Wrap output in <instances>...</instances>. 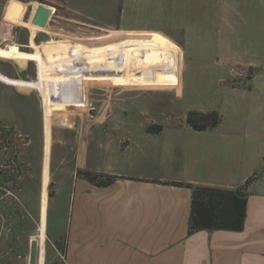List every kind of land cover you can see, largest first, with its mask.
I'll return each instance as SVG.
<instances>
[{
	"label": "crops",
	"instance_id": "crops-1",
	"mask_svg": "<svg viewBox=\"0 0 264 264\" xmlns=\"http://www.w3.org/2000/svg\"><path fill=\"white\" fill-rule=\"evenodd\" d=\"M191 2L207 8L209 0ZM234 14L243 17L241 9L227 6L223 23L229 25ZM250 21L264 25V2L258 11L250 13ZM141 31L116 41L113 71L109 61L112 53L107 50L68 52L53 47L61 52L63 70L68 74L63 81L68 88L42 86L44 113L38 145L32 149L34 139H30L17 154L29 167V174L21 176L25 187L19 191L25 205L19 204L25 212L17 215L29 217L24 220L26 226L31 225L30 218H39L37 242L45 247L51 203L60 197L66 201L67 208L59 209V213L66 217L65 226L72 232L67 247L70 264H264V187L260 189L264 173L250 190L246 226L241 232L202 231L189 236L192 190L164 184L178 182L225 190L240 187L262 167L244 166L242 157L257 154L259 161L264 159V127L259 131L249 127L245 122L253 120L250 115L238 114L232 126L225 127L223 122L205 132L168 124L160 135H150L114 124L119 118L112 113L87 114L81 102H74L84 101L80 90L86 82L179 86L180 46L161 31ZM49 46L33 47L36 52L31 61L36 55L49 57ZM225 60L230 71L235 67L254 73L260 70L257 56L240 57L234 51ZM255 78L248 76V80ZM248 84L251 91L253 86L250 81ZM82 171L119 179L109 187H98L81 175ZM35 178L39 182L26 184ZM33 183L40 184L38 192L33 191ZM26 189L39 201L37 209L27 204L23 196ZM41 216L46 224H41ZM38 256L37 264H43L42 255Z\"/></svg>",
	"mask_w": 264,
	"mask_h": 264
},
{
	"label": "rangeland",
	"instance_id": "rangeland-1",
	"mask_svg": "<svg viewBox=\"0 0 264 264\" xmlns=\"http://www.w3.org/2000/svg\"><path fill=\"white\" fill-rule=\"evenodd\" d=\"M263 2L209 0L208 7L204 8L191 0H0V134L2 130L8 134L11 132L8 140L17 146L18 152L30 139H34L32 149H36L44 113L42 75L37 62L40 56L36 55V62L30 61L24 70L2 59L32 60V53L36 52L33 47L49 44L53 57H47L48 61L40 69L47 75V82L61 86L66 71L61 70L63 76L56 72L60 64L57 54L61 52L54 46L64 51L93 48L113 53L117 40L141 30L166 33L180 46L177 60L179 86L152 87L146 82H140L144 86L86 82L84 89L80 90L84 101H74L81 102L83 112H109L119 118L114 124L145 130L146 133L150 125L165 128L170 124L185 129L186 117L191 110L218 111L225 127L232 126L233 120H237L236 115L247 114L253 119L245 122L249 127L258 131L263 129L264 30L261 28L264 25L250 21V13L258 11ZM39 4L48 6V9L39 8ZM227 6L235 11L241 9L243 17L234 14L230 24L225 25L222 13ZM46 13H49L48 24H41L39 19ZM234 51L240 57L257 56L261 63L259 72L255 74L239 67H235L237 71H230L225 59ZM250 74L256 76L255 80H248ZM248 81L253 86L252 92L247 90L250 89ZM16 86L32 89L28 91ZM233 86L247 91L233 89ZM6 142L5 136L0 141V170L8 169L16 174L15 167L19 166L25 171L22 176L28 175V164L18 158L13 166L14 145L8 146ZM261 161L257 154H245L241 164L261 167ZM30 180L39 182V178L28 179L27 185ZM23 186L24 179L19 177L10 183L7 191L0 193V264H37L38 255H42L43 264H70L67 247L72 232L65 226L66 217L59 213V209L67 208V202L60 197L51 203L48 236L57 241L46 237L45 247L38 246L39 218H30L31 225L26 226L24 220L29 217H21L25 212L19 204L25 205L19 197ZM262 187L264 185H260V189ZM39 189L40 184L33 183V191ZM52 189L54 191V187ZM24 192L29 207L37 209L39 201L35 195L28 189ZM41 204L43 206V202ZM17 213H21L20 217ZM45 221L46 218L41 216V224ZM58 242L62 247H58Z\"/></svg>",
	"mask_w": 264,
	"mask_h": 264
},
{
	"label": "trees",
	"instance_id": "trees-1",
	"mask_svg": "<svg viewBox=\"0 0 264 264\" xmlns=\"http://www.w3.org/2000/svg\"><path fill=\"white\" fill-rule=\"evenodd\" d=\"M43 10H47L48 6L44 5L39 7ZM116 44L114 46V51L112 53L111 59V71L114 69L115 62V52ZM66 50V49H65ZM72 52L71 50H66ZM79 51V50H78ZM77 51V52H78ZM53 52L50 53V58H52ZM59 59L57 70L61 71L65 68L62 64L61 54H57ZM48 61L47 58L39 57L37 62L40 66L44 65ZM41 75L46 79L44 86L51 89H67V82L63 85L57 86L51 82H47L48 77L44 73L43 69H40ZM251 72V69H249ZM68 78L66 73L65 79ZM42 85V86H43ZM238 88V86H233ZM240 87V86H239ZM223 123V116L218 111H197L191 110L188 112L186 117V125L193 131L205 132L208 130L216 129ZM164 130L163 125H150L147 128V133L150 135H160ZM6 136V145L13 146L14 144L8 139L11 136V132L8 134L5 130H2L0 134V141L4 140ZM13 153H15L13 166L16 165V158L18 154V148L16 145L13 147ZM16 174H12L8 169L0 170V193L8 190L10 183L16 182L19 177L22 176L23 171L20 167H15ZM264 173V159L262 162V167L252 174L240 187L236 190H225L213 187L204 186H192L191 184H183L178 182H165L164 184L173 185L178 187L186 186L192 190V204L188 223V235L192 236L198 232H216V231H229V232H241L245 229L247 221V207L248 198L251 194L250 190L254 184L260 179L261 175ZM85 178L92 184L98 187H109L113 185L118 179V176L94 173L89 171L80 172ZM53 186H51L50 197L53 198L55 192L53 191ZM65 240V239H64ZM58 247H66L65 241L62 243H57Z\"/></svg>",
	"mask_w": 264,
	"mask_h": 264
},
{
	"label": "water",
	"instance_id": "water-1",
	"mask_svg": "<svg viewBox=\"0 0 264 264\" xmlns=\"http://www.w3.org/2000/svg\"><path fill=\"white\" fill-rule=\"evenodd\" d=\"M40 5V7H42V6H44V4H39ZM48 15H49V13L47 14L46 13V15L44 16V17H42L41 19H39V22L41 23V24H46L48 21H47V18H48ZM32 24H33V22H32ZM48 24V23H47ZM47 26V25H46ZM45 26V27H46ZM2 60H7L8 62H10L11 64H13L14 66H16L17 68H19L20 70H24V69H26L28 66H29V64H30V61L31 60H28V59H2ZM17 88H22V89H25V90H30V89H32V88H30V87H26V86H24V87H21V86H16ZM31 249H32V246H31ZM32 255H33V258L35 257V255H36V253L34 252V253H32ZM33 262H35V261H33Z\"/></svg>",
	"mask_w": 264,
	"mask_h": 264
},
{
	"label": "built area",
	"instance_id": "built-area-1",
	"mask_svg": "<svg viewBox=\"0 0 264 264\" xmlns=\"http://www.w3.org/2000/svg\"><path fill=\"white\" fill-rule=\"evenodd\" d=\"M235 71H237V70H235Z\"/></svg>",
	"mask_w": 264,
	"mask_h": 264
}]
</instances>
